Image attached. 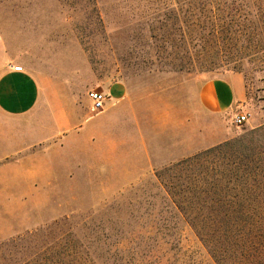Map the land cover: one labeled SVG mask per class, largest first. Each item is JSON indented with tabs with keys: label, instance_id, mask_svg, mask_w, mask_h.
<instances>
[{
	"label": "rangeland",
	"instance_id": "1",
	"mask_svg": "<svg viewBox=\"0 0 264 264\" xmlns=\"http://www.w3.org/2000/svg\"><path fill=\"white\" fill-rule=\"evenodd\" d=\"M226 20L227 0H0L1 37L45 95L93 116L105 109L92 111V91L128 88L106 149L77 138L62 151L50 140L33 147L45 163L0 160V264H118L119 236L148 233L166 205L156 170L187 157L197 158L163 177L209 191L194 204L264 207V38L249 40L246 22L236 37L214 36ZM234 76L245 101L207 109L203 84ZM181 227L176 247L160 228L139 241L172 264H215Z\"/></svg>",
	"mask_w": 264,
	"mask_h": 264
},
{
	"label": "crops",
	"instance_id": "2",
	"mask_svg": "<svg viewBox=\"0 0 264 264\" xmlns=\"http://www.w3.org/2000/svg\"><path fill=\"white\" fill-rule=\"evenodd\" d=\"M13 57L0 34V160L40 158L45 163L50 155L41 150L34 154L33 147L50 140H58L57 149L62 151V144L67 149L77 138L84 148L109 146L107 137L115 111L128 96L125 82L115 81L105 88V110L89 116V111H78L76 104L63 96L45 95L41 78ZM18 65L22 69H17ZM244 84L241 76L208 80L200 92L203 105L211 111L234 108L247 97ZM100 153L107 155L103 149ZM100 162L109 163L106 159Z\"/></svg>",
	"mask_w": 264,
	"mask_h": 264
},
{
	"label": "trees",
	"instance_id": "3",
	"mask_svg": "<svg viewBox=\"0 0 264 264\" xmlns=\"http://www.w3.org/2000/svg\"><path fill=\"white\" fill-rule=\"evenodd\" d=\"M244 22L247 23L246 27L250 28L249 40L256 39L258 34L264 38V0H227L226 27L215 24L214 36L226 32L227 38L236 37ZM261 49H264L263 45L257 53L261 52ZM221 146L209 148L207 151L219 150ZM196 158L187 157L156 170L155 176L166 205L157 211L155 225L150 227V233L119 236L121 252L123 251L124 255L120 256L122 260L118 264H172L158 257L159 255H153L152 245L144 246L139 238L145 236L147 239H153L152 233L155 231L157 234V229L160 228L164 230L162 238L165 243L177 242L173 244L176 247L180 241L178 235L182 230L181 224L199 240L205 249L204 252L215 264H264V207L196 205L191 200L202 196L203 192L209 193L208 190L203 191L198 186L176 188L167 185L164 173L180 171V166L185 164L189 167ZM172 176L174 177L171 179L182 178V175L177 176V173ZM165 212L169 214L166 216ZM177 261L180 262V259ZM198 263L199 261L195 264Z\"/></svg>",
	"mask_w": 264,
	"mask_h": 264
},
{
	"label": "built area",
	"instance_id": "4",
	"mask_svg": "<svg viewBox=\"0 0 264 264\" xmlns=\"http://www.w3.org/2000/svg\"><path fill=\"white\" fill-rule=\"evenodd\" d=\"M17 69H22V66H16ZM90 97L92 98V111H100L104 109V101L106 100V94L101 91H92L90 93ZM248 119L247 114L239 113L235 116V122L237 124H243Z\"/></svg>",
	"mask_w": 264,
	"mask_h": 264
}]
</instances>
